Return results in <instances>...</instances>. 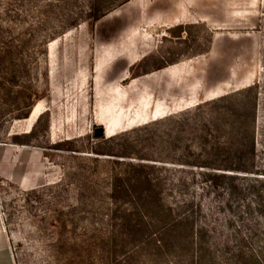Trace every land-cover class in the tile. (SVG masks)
Returning <instances> with one entry per match:
<instances>
[{
  "label": "rangeland",
  "instance_id": "1",
  "mask_svg": "<svg viewBox=\"0 0 264 264\" xmlns=\"http://www.w3.org/2000/svg\"><path fill=\"white\" fill-rule=\"evenodd\" d=\"M9 154L17 264H264V0H0Z\"/></svg>",
  "mask_w": 264,
  "mask_h": 264
},
{
  "label": "crops",
  "instance_id": "2",
  "mask_svg": "<svg viewBox=\"0 0 264 264\" xmlns=\"http://www.w3.org/2000/svg\"><path fill=\"white\" fill-rule=\"evenodd\" d=\"M40 107L42 109L41 104ZM19 156H20L19 154H9V155H4V157H0V177L5 180L18 181L21 187L23 189H26L32 187V183H33L32 179H30L31 177L28 178V176L26 175V172H22V174L10 175L3 168L4 167L3 164L7 162L9 164L11 162L20 163V164L23 163L22 159ZM12 239L13 237L10 236L9 233L4 228L2 217L0 214V264H17L16 256L12 248V243H11Z\"/></svg>",
  "mask_w": 264,
  "mask_h": 264
},
{
  "label": "water",
  "instance_id": "3",
  "mask_svg": "<svg viewBox=\"0 0 264 264\" xmlns=\"http://www.w3.org/2000/svg\"><path fill=\"white\" fill-rule=\"evenodd\" d=\"M103 134H105V129L103 128V127H98L97 129H96V135H103Z\"/></svg>",
  "mask_w": 264,
  "mask_h": 264
},
{
  "label": "bare ground",
  "instance_id": "4",
  "mask_svg": "<svg viewBox=\"0 0 264 264\" xmlns=\"http://www.w3.org/2000/svg\"><path fill=\"white\" fill-rule=\"evenodd\" d=\"M39 108H40V105L37 106L35 113L33 114L34 118L37 117V115L39 113Z\"/></svg>",
  "mask_w": 264,
  "mask_h": 264
},
{
  "label": "built area",
  "instance_id": "5",
  "mask_svg": "<svg viewBox=\"0 0 264 264\" xmlns=\"http://www.w3.org/2000/svg\"><path fill=\"white\" fill-rule=\"evenodd\" d=\"M1 207V206H0Z\"/></svg>",
  "mask_w": 264,
  "mask_h": 264
}]
</instances>
